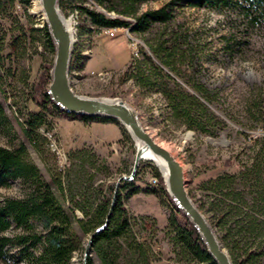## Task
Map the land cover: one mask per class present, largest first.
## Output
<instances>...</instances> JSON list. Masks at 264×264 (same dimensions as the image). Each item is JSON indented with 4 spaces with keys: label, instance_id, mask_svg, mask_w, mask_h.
I'll return each instance as SVG.
<instances>
[{
    "label": "rangeland",
    "instance_id": "374dc122",
    "mask_svg": "<svg viewBox=\"0 0 264 264\" xmlns=\"http://www.w3.org/2000/svg\"><path fill=\"white\" fill-rule=\"evenodd\" d=\"M61 1L66 3L65 10L61 4L60 8L75 42L78 35V50L82 52L75 60V66L78 64L83 68H73L70 72L74 92L84 97L121 99L137 110L151 136L168 147L182 165L186 191L212 226L221 249L228 254L232 264H235L233 257L236 256L237 263L243 262L246 245L242 238L248 233L244 228L249 222L225 224L229 242L234 240L238 247L233 256L221 240V234L225 235L226 231L214 226L215 218L224 214H207L201 207L207 211L216 200V188L209 187H214V182L223 175L231 176L234 192L249 204L256 198L252 183H258L245 178L242 171L254 165L263 149L257 142L264 138V132L253 108L258 101L264 100V29L247 32L245 41L241 36L244 27L233 13L192 7L187 1L173 7V18L169 23L152 25L144 33L135 32L133 27L100 28L78 7L84 6L109 18L133 21L173 0H106L101 5L94 0ZM41 21L45 22V15L40 0H30L29 4L15 0L6 12L0 10V34L6 33L0 62V102L11 125L9 133L0 132V146L13 149L25 143L30 160L38 167L43 179L53 184L54 176L60 178L61 191L53 186L54 193L66 208L75 209L78 219L83 218L79 206H83L87 196H94L99 191L101 196L105 194L114 201L121 183L134 184L138 192L128 196L130 189H124V204L133 234L144 244V254L133 256L125 240L121 239L115 247L116 264H202L176 241L171 220L176 213L174 206H178L167 191L166 176L156 163L142 158L134 170L138 147L135 141L128 139L129 133L116 120L50 117L48 128H43L50 137L42 128L38 132L42 137L41 147L37 149L26 141L22 123L27 114L38 111L29 98L30 87L39 80L44 64L54 60V55L46 49L45 39L37 38L34 43L35 36L41 34L32 30L43 28ZM21 28L26 32V38ZM81 32L83 36L79 37ZM18 36L25 45L13 42ZM239 40L244 41L242 46H237ZM160 41L171 46L176 44L182 51L181 57L177 54L173 67L164 62L165 55L155 54L153 48H160ZM229 45L233 52L226 48ZM148 57L153 61L149 62ZM139 67L144 71V77L149 78V83L142 84L134 76ZM197 85H203L210 92L207 100L196 91ZM173 89L183 94L185 104L191 103L192 96L198 99L202 108H189L190 114L182 110L175 113L168 98ZM161 181L164 190H161ZM6 197H23L19 182L0 189V200ZM257 203L256 207L248 206L254 214L257 212V224L264 230V209H261L264 200ZM178 210L184 214L180 208ZM74 227L83 248L72 255L70 262L83 264L91 236L83 233L78 224ZM13 233L16 232L12 230L11 235ZM260 236L247 238L245 244L253 243L252 247L264 244V236ZM260 252H264V248H260ZM89 257L93 264H104L92 245L85 261ZM0 264H16V261L8 258L0 260ZM244 264H264V254L246 260Z\"/></svg>",
    "mask_w": 264,
    "mask_h": 264
},
{
    "label": "trees",
    "instance_id": "16d2710c",
    "mask_svg": "<svg viewBox=\"0 0 264 264\" xmlns=\"http://www.w3.org/2000/svg\"><path fill=\"white\" fill-rule=\"evenodd\" d=\"M14 1L0 0V10L6 12L7 8L11 7ZM19 1L29 4L30 0ZM94 1L101 5L106 0ZM184 1H187L188 5L192 7H208L218 12L233 13L236 19L239 20V24L244 27V32L241 35L244 40L247 38V32L255 29H264V0H173L161 9L137 16L133 21H127L122 17L109 18L84 6H79L78 8L81 10V13L87 15L93 24L100 28L120 29L123 27H133L135 32L144 33L152 25L169 23L173 18V7L182 4ZM60 4L61 8L65 10L66 3L61 1ZM42 25L43 28L32 30L33 32L39 31L41 34L35 36L34 43L37 38L40 40L45 39L46 49L55 57L56 46L49 33V27L46 22H42ZM22 31L25 36V30L22 29ZM82 36L81 32L79 37ZM76 37L77 41L75 42L71 70L73 68L80 70L83 68L78 64L75 66V60H78L82 56L81 50H78L80 46L78 35ZM13 42L20 46L25 45L23 39L19 36L15 37ZM5 43L6 33L0 34V62L3 59L2 53ZM158 44L160 48H153L155 54L157 56L165 55L164 62L173 67L177 54L181 57L182 51L179 50L176 44L171 46L161 41ZM243 44L244 41L239 40L237 46H242ZM226 48L230 52H233L231 45L226 46ZM147 59L149 62L153 61L150 57ZM53 63L54 60H50L44 64L39 80L30 87L28 95L38 108V111L27 114L21 126L26 141L34 144L37 149L41 147L40 140L42 138L38 133L39 129L48 128V119L50 117H66L83 121H110L108 118L70 114L55 105L48 93ZM140 69V67L136 68L134 76L142 84L149 83L147 82L149 78L144 77V71ZM168 78L171 79L170 76ZM24 81L26 80L24 79ZM172 91L171 95H167L169 104L175 113L182 110L186 112L185 114H188L190 112L189 108H195L196 110L202 108L203 105L196 97L191 96V103H187V105L184 102L186 98H184L183 94L177 89H173ZM196 91L206 98V100L208 99L210 92L203 85H197ZM262 101H258L253 109L258 114L257 121L261 124V131L264 132V100ZM10 129L9 116L5 111L4 105L0 102V132L6 134L9 133ZM44 129L43 131L46 135ZM130 137L128 139L133 140ZM257 143L261 144L263 149L259 152L257 159H255L254 165L242 171V175L245 178L258 183L256 185L252 183V188L256 190L254 201L249 204L239 193L236 194L234 186L231 183V176L223 175L214 182V187H209L216 188L214 190L216 200L210 204L207 211L201 207L207 214L210 212L224 214L222 217L216 216L217 218L214 221V226L222 231H226V223L239 224L242 222L244 224L246 221L249 222L247 228H244V232L248 233L245 236L243 235L244 238H242L243 245H246L244 261L253 260L256 256L264 254V252L259 253V249L264 248L263 243L256 244L257 247H252L253 243L245 244L248 240L247 238H259V235L264 236V230L257 224L258 217L255 215L257 212L255 211L254 214L250 211L251 206H248L252 204L253 207H256L259 204L257 203L258 201L264 200V138ZM154 171L158 174L156 169ZM53 180V184H51L43 179L38 167L30 160L25 143L13 149L0 146V189L10 188L16 182H19L23 189V197L21 199L6 197L0 200V260L4 261L9 258L15 260L16 264H71L70 259L72 255L83 248L74 224H78L85 234L92 236L96 233L92 240V247L103 260L104 264L117 263V251L115 247H118L121 239L125 240L129 250L133 252V256H143L144 244L134 236L131 229V221L129 220V213L124 204V189H130L127 194L128 196L138 192V189L134 188L132 182L124 181L121 183L116 192V200L114 201L105 194L101 196L99 191L94 196L89 195L84 198L83 206H79L83 218L78 219L75 209L66 208L54 193L53 186L59 189L62 188L60 178H55L54 176ZM161 190H164L162 181ZM96 199H98V203ZM261 209L263 210L264 208ZM174 211L176 213L171 221L176 233V241L183 247L185 252L191 254L198 262L202 264H216L208 254L194 225L191 224L188 218L176 206H174ZM12 230L16 233L11 235ZM234 236V239H236L237 235L234 234ZM229 238L230 236L228 237L227 231L225 235L221 234L222 242L227 246L231 255L233 254L234 256L238 247L233 239V241L229 242ZM236 257H233L235 264H244V261L237 263ZM86 264H93L90 257L87 258Z\"/></svg>",
    "mask_w": 264,
    "mask_h": 264
},
{
    "label": "water",
    "instance_id": "95a60500",
    "mask_svg": "<svg viewBox=\"0 0 264 264\" xmlns=\"http://www.w3.org/2000/svg\"><path fill=\"white\" fill-rule=\"evenodd\" d=\"M40 1L47 18L49 33L57 46L56 60L48 90L55 105L70 114L104 117L121 123L143 146L137 152L134 170L139 165L145 151H150L156 156L166 170V187L174 203L190 219L216 262L218 264H232L228 254L221 249L212 226L190 199L185 187L186 180L183 167L169 150L159 146L151 134L142 127L137 110L121 99L84 97L74 93L71 89L68 76L72 56V33L60 8V0ZM95 235L96 233L89 239L83 264H86L87 252L90 250Z\"/></svg>",
    "mask_w": 264,
    "mask_h": 264
},
{
    "label": "bare ground",
    "instance_id": "6f19581e",
    "mask_svg": "<svg viewBox=\"0 0 264 264\" xmlns=\"http://www.w3.org/2000/svg\"><path fill=\"white\" fill-rule=\"evenodd\" d=\"M41 8H42V5H41ZM43 10V9H42ZM43 13H44V15H45V12H44V10H43ZM63 15H64V13H63ZM64 19H65V15H64ZM66 20V19H65ZM45 22L47 23V18H46V15H45ZM66 23H67V21H66ZM47 25H48V23H47ZM67 26H68V24H67ZM68 28H69V26H68ZM70 29V28H69ZM71 31V30H70ZM72 33V32H71ZM51 35V34H50ZM52 37V36H51ZM72 38H73V43H72V53H71V61H70V72H71V66H72V61H73V54H74V47H75V38H74V34H72ZM53 39V38H52ZM53 41H54V39H53ZM55 43V42H54ZM55 46H56V43H55ZM56 48H57V46H56ZM56 52H57V50H56ZM55 60H56V54H55V57H54V63H53V68H52V70H51V79H52V72H53V69H54V64H55ZM70 72H69V76H68V79H69V83H70V87H71V89L73 90V88H72V86H71V80H70ZM51 84V83H50ZM50 86V85H49ZM49 90V89H48ZM74 91V90H73ZM75 93V92H74ZM64 111V110H63ZM66 112V111H65ZM139 114V113H138ZM140 121H141V118H140ZM142 123V122H141ZM120 125L121 126H123L121 123H120ZM124 127V126H123ZM142 127L146 130V131H148V129L144 126V124L142 123ZM126 129V128H125ZM149 132V131H148ZM150 133V132H149ZM130 134V133H129ZM50 134L48 133L47 134V137H50L49 136ZM131 135V134H130ZM131 137L133 138V140L136 142V145H137V147H138V150H137V152L140 150V149H142L143 148V146H142V144H140L139 143V141L137 140V139H135L132 135H131ZM153 137V136H152ZM154 138V140L157 142V143H159V146H162V147H164L165 149H167V150H169L170 151V149L168 148V147H166L161 141H159V140H157L155 137H153ZM175 157V156H174ZM176 159V158H175ZM142 160H151L153 163H156L155 165L160 169V171L161 172H163L164 173V175L166 176V170L164 169V166L160 163V161L158 160V158L156 157V156H154L150 151H145L143 154H142ZM177 160V159H176ZM182 166V165H181Z\"/></svg>",
    "mask_w": 264,
    "mask_h": 264
}]
</instances>
